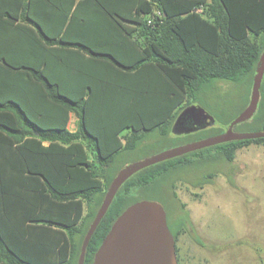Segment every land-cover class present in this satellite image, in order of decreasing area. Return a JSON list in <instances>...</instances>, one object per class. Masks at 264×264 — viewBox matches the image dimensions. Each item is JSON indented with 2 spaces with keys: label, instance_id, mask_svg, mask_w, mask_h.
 I'll return each instance as SVG.
<instances>
[{
  "label": "trees",
  "instance_id": "1",
  "mask_svg": "<svg viewBox=\"0 0 264 264\" xmlns=\"http://www.w3.org/2000/svg\"><path fill=\"white\" fill-rule=\"evenodd\" d=\"M263 48L264 0H0V264H77L117 154L153 131L173 133L207 84L253 81ZM257 120L264 131V103ZM251 144L264 138L136 173L84 264L140 190L206 157L231 163ZM170 231L180 264L184 230Z\"/></svg>",
  "mask_w": 264,
  "mask_h": 264
},
{
  "label": "rangeland",
  "instance_id": "2",
  "mask_svg": "<svg viewBox=\"0 0 264 264\" xmlns=\"http://www.w3.org/2000/svg\"><path fill=\"white\" fill-rule=\"evenodd\" d=\"M251 88L250 76L238 82L207 84L193 104L212 115L214 126L166 137L153 131L135 149L117 154L108 168L109 177L162 151L219 135L243 112ZM260 98L264 99V77ZM74 122L72 116L71 130ZM261 129L257 116L236 126L237 133ZM214 153L208 148L205 156ZM134 196L138 201L160 204L170 229L184 230L177 242L180 264H264V146L251 144L240 149L231 163L222 157L197 160L165 173ZM87 212L86 206L84 214Z\"/></svg>",
  "mask_w": 264,
  "mask_h": 264
},
{
  "label": "water",
  "instance_id": "3",
  "mask_svg": "<svg viewBox=\"0 0 264 264\" xmlns=\"http://www.w3.org/2000/svg\"><path fill=\"white\" fill-rule=\"evenodd\" d=\"M264 77V48L256 65L250 101L247 108L230 124L226 132L188 145L172 148L129 164L114 176L107 188L96 215L83 238L77 264H84L86 249L97 226L108 211L121 186L141 170L192 152L219 144L264 138V131L237 133L234 126L248 121L255 114L260 100V88ZM205 117L200 106H189L177 117L173 133L195 129L181 128V121L190 113ZM213 121V117L208 116ZM92 264H178L175 239L167 224L164 208L155 202L138 201L128 206L113 222L108 234L96 250Z\"/></svg>",
  "mask_w": 264,
  "mask_h": 264
},
{
  "label": "flooded vegetation",
  "instance_id": "4",
  "mask_svg": "<svg viewBox=\"0 0 264 264\" xmlns=\"http://www.w3.org/2000/svg\"><path fill=\"white\" fill-rule=\"evenodd\" d=\"M263 103H264V99H261L260 98L259 103H258V107H257V110H256L255 114L252 116L251 119H249L248 121H245L243 123H248V122H250L252 120L254 121L255 118H256V116H257V114H258V112H259V110H260V106H262ZM248 105H249V102L246 105V107L244 108V110L247 108ZM189 106H197V105L191 104ZM189 106H187V107H189ZM208 116H211L212 117V115L210 113H208L206 110H205V117L198 116L197 112L190 113V114H188L186 116V118H184V120L181 121V126L180 127L183 128V129H195V130H199L200 128H208V127L214 126V123H215L214 119H213V121H211V120H209ZM229 124L219 134H222V133L226 132L227 129H228V127H229ZM240 124H242V123H240ZM236 126H234L233 129H232L234 132H236Z\"/></svg>",
  "mask_w": 264,
  "mask_h": 264
},
{
  "label": "built area",
  "instance_id": "5",
  "mask_svg": "<svg viewBox=\"0 0 264 264\" xmlns=\"http://www.w3.org/2000/svg\"><path fill=\"white\" fill-rule=\"evenodd\" d=\"M155 15H156V16H161V13H160L159 11H155ZM150 22H151V19L148 20V23H150Z\"/></svg>",
  "mask_w": 264,
  "mask_h": 264
},
{
  "label": "crops",
  "instance_id": "6",
  "mask_svg": "<svg viewBox=\"0 0 264 264\" xmlns=\"http://www.w3.org/2000/svg\"><path fill=\"white\" fill-rule=\"evenodd\" d=\"M71 118H72V116H71ZM70 122H71V120H70ZM70 125V124H69Z\"/></svg>",
  "mask_w": 264,
  "mask_h": 264
}]
</instances>
